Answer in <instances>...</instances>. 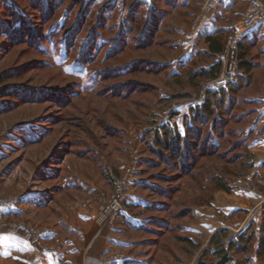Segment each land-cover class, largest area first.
<instances>
[{
    "label": "rangeland",
    "instance_id": "374dc122",
    "mask_svg": "<svg viewBox=\"0 0 264 264\" xmlns=\"http://www.w3.org/2000/svg\"><path fill=\"white\" fill-rule=\"evenodd\" d=\"M107 1L91 0L84 5L83 0H0V201L3 203L0 206V230L16 233L41 255L59 247L68 236L87 250L101 247L95 264H139L142 258L138 254L144 247L130 241L139 236L127 229L125 217L129 216L132 221L131 217L142 220L147 213L167 214L146 213L147 201L155 202L163 197L141 183L149 182V175L162 174L164 170L163 164L158 162L154 166L144 163L149 156L144 143L147 136L143 133L148 127L145 121L168 119L181 125L177 122V113L171 115L177 109L176 103L189 100L194 105L202 100L207 80L189 98L169 101L163 108L154 104L153 114L142 115L135 123L132 116L141 108L134 105L133 100L117 96L125 92L119 90L117 84L125 83V79L134 82L136 77H146L124 75L118 79L114 76L98 79L96 75L99 69L100 72L107 66L122 64L130 57L140 59L151 54L157 57L160 52H157L159 48L153 47L134 49L131 47L133 42L115 59H103L107 46L118 33L117 15L126 10L119 4L108 21H103L100 7ZM123 1L128 7L135 0ZM197 1L188 0L186 8L172 9L165 0H148L161 20L154 38L173 43L172 53H168L170 50L163 52L174 65L178 59L188 57L196 47L206 49L202 40L206 33L198 34L190 23L195 7L202 9L205 3L204 0ZM84 9L87 10L85 15L82 14ZM162 10L164 12L160 13ZM187 10L191 15L182 17L181 12ZM79 17L83 19L79 20ZM73 24L77 26L74 35L66 36V29ZM218 25H224V22ZM97 27L108 40L96 51L95 44L86 47L85 42ZM138 34L136 26L132 35ZM215 61L220 62L217 58ZM106 72L102 71L101 75L105 77ZM110 88H113L112 92L106 93ZM107 124L117 127L115 136L106 137L111 130ZM104 141L107 143L103 144ZM101 151H104L102 169L107 173L96 163ZM204 161V170L221 165L219 161ZM251 170L230 182V192L212 190L209 203L194 205L182 231L201 245L187 264H194L200 250L218 228L225 226L231 234H236L251 221L259 224L262 205L256 193L251 191L256 189L253 186L255 174ZM172 173L165 169L163 175ZM173 180L168 178V181L158 183L181 185L174 201L191 200L194 196L198 203L202 195L200 186L189 178ZM58 185L62 186L60 191H52ZM67 185L69 188L65 187ZM118 186L122 194L120 210L112 217H101V206ZM171 205L173 210L178 208L173 201ZM124 209L127 213H123ZM121 215L125 221L119 226L117 219ZM90 221L95 223L98 231L99 225L102 231L109 227L114 239L101 233L82 239L80 234ZM118 227L121 232L116 231L113 235L112 229Z\"/></svg>",
    "mask_w": 264,
    "mask_h": 264
},
{
    "label": "trees",
    "instance_id": "16d2710c",
    "mask_svg": "<svg viewBox=\"0 0 264 264\" xmlns=\"http://www.w3.org/2000/svg\"><path fill=\"white\" fill-rule=\"evenodd\" d=\"M89 1L91 0H83V4ZM187 1L165 0L172 9L186 8ZM124 3L123 0H109L100 7L103 21H108L119 4L123 10L126 7L125 11L117 15L118 33L116 39L107 46L103 59H115L133 42L131 47L134 49L159 48L157 52L160 54L157 57H152L153 54L141 56L140 59L130 57L127 62L102 69L107 71L105 77L101 75L102 71L99 72L101 70L99 69L96 77L98 76V79L109 76L118 79L124 75L146 77L142 79L136 77L134 82H131V79H125V83L117 84L120 86L119 90H125L117 96L122 95L124 99L133 100L132 103L141 108L138 114L132 116L137 123L142 115L153 114L151 108L154 104L163 108L169 101L189 98L198 92L203 81L218 75L220 62L215 59L223 49L230 27L219 25L204 34L202 40L206 49L196 47L188 57L178 59L174 65V62L169 60V55L163 52L170 50L168 53H172L173 43L168 39L154 38L159 31L161 20L153 11V6L149 5L148 0H135L128 7ZM86 13L87 10L82 11L83 15ZM181 15L189 17L191 11H182ZM81 19L83 17H79V20ZM136 26L139 34L132 35ZM97 28L91 31L89 40L85 42L86 47H94L95 44L96 51L108 40H105L102 31L99 27ZM76 29L77 26L73 24L66 29L65 35L72 37ZM135 37L136 39H133ZM263 38L264 31L260 25L241 36L236 44L234 77L223 87L207 88L202 100L190 106L183 114L181 128L168 119L160 122L153 119L145 121L148 127L143 133L147 136L144 143L147 146L146 152L149 154L144 159L145 165L154 166L158 162L163 164L162 170L169 169L174 173L169 176H164V171L162 174H151L149 182L141 183L163 197L159 201H147L146 213L167 212L170 219L167 214L159 216L147 213L138 222L130 221L128 218L125 221L126 224L128 223L127 229L139 236L130 241L144 247L138 254V257L142 258L138 261L139 264H187L190 262L201 244L200 241L183 233L182 229L185 219L191 216L194 205L209 203L212 190L230 192L232 189L230 182L244 177L253 167V153L249 149V143L252 136L251 119L257 112V95L261 93L264 85V59L261 57L264 52V45L261 43ZM101 39L103 41L97 43ZM111 89L113 90V88L106 89V93L112 92ZM175 113L177 111L173 110L171 115ZM107 127L111 130L106 137L115 136L118 133L117 127L108 124ZM106 143L107 141L103 142V144ZM103 153L104 151H101L96 163L102 172L107 173L102 169L104 163L101 155ZM204 160L219 161L221 165L204 170ZM181 177L189 178L202 188L198 203L194 196L191 200L181 198L179 201H174V196L182 188L181 185L164 186L158 183L168 181V178H173V181L177 182ZM256 185L259 189H264V181H256ZM61 187L55 186L52 191L58 192ZM65 187L69 188V185ZM172 201L178 206L177 209H172ZM194 264H264V204L259 224L251 221L236 234H231L228 227L218 228L200 250Z\"/></svg>",
    "mask_w": 264,
    "mask_h": 264
},
{
    "label": "crops",
    "instance_id": "0c3cea01",
    "mask_svg": "<svg viewBox=\"0 0 264 264\" xmlns=\"http://www.w3.org/2000/svg\"><path fill=\"white\" fill-rule=\"evenodd\" d=\"M205 3L202 9L195 7L192 12V19L190 23L192 28L199 33H208L215 27L219 26V22H224V26L236 25L241 27V16L245 12L247 6L252 2L264 3V0H204ZM197 2H201L198 0ZM229 14L224 15L222 13ZM193 20V21H192ZM194 38L191 40V43ZM261 43L264 45V38ZM264 59V52L261 56ZM262 70V69H261ZM177 106V122H181L183 114H185L193 102L186 100L176 103ZM256 115L252 119V136L249 143V149L253 153V167L252 172L255 174L253 193H256L258 202L260 205L264 204V189H259L256 185V181H264V85L262 91L257 95ZM173 114V116H176ZM181 128V125L178 124ZM244 180V179H242ZM241 180V181H242ZM239 187L240 180L237 181ZM243 183V182H242ZM237 189V188H235ZM133 204V203H132ZM126 205H128L126 203ZM127 213V209H124L123 213ZM129 216L125 217L128 218ZM125 218L121 215L117 219V224L121 226ZM89 219V218H88ZM133 222H138L140 219L131 217ZM5 221V220H4ZM3 224V222H2ZM97 224V223H96ZM1 225V224H0ZM98 227V225H97ZM99 231L103 228L99 225ZM121 227L112 229L113 235L115 232H119ZM95 227V223L90 221V225L85 226L84 231L80 236L84 237H96L98 234H104L107 237L111 236V229L99 232ZM121 232V231H120ZM189 235V234H188ZM116 236V235H115ZM190 236V235H189ZM67 240L59 245L56 249L47 252L44 255L36 253L32 246H30L25 240H21L20 237L10 230H0V264H95L99 260V255L102 252L100 246L95 249H86L83 246L80 247L75 244L70 237H66ZM114 239V237H110ZM90 250V251H89Z\"/></svg>",
    "mask_w": 264,
    "mask_h": 264
},
{
    "label": "built area",
    "instance_id": "2783aa9c",
    "mask_svg": "<svg viewBox=\"0 0 264 264\" xmlns=\"http://www.w3.org/2000/svg\"><path fill=\"white\" fill-rule=\"evenodd\" d=\"M241 24V27L236 25L230 26V33L225 46L217 56V60L220 61L218 75L207 80L203 86V90L223 87L234 77L236 72V44L241 36L252 31L259 25L262 31H264V3L252 2L241 17ZM121 198V187L118 186L116 191L101 206L100 216L105 217L106 215H111L112 217L116 215L117 211L121 208ZM0 206H3L1 201Z\"/></svg>",
    "mask_w": 264,
    "mask_h": 264
}]
</instances>
